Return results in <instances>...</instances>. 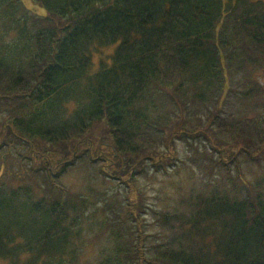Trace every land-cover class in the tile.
<instances>
[{"label":"trees","instance_id":"16d2710c","mask_svg":"<svg viewBox=\"0 0 264 264\" xmlns=\"http://www.w3.org/2000/svg\"><path fill=\"white\" fill-rule=\"evenodd\" d=\"M33 1L46 13L0 0V260L264 264V134L245 129L261 120L212 119L217 127L208 129L179 118L202 104L224 117L225 91L261 107L264 89L235 73L264 61V0ZM111 45L93 69L94 54ZM176 142L195 154L180 157ZM203 160L227 174L228 188L210 178L211 191L177 199L186 190L171 180L177 207L152 208L160 229L148 235L139 217L149 203L124 199L120 212L108 205L118 214L107 227L116 244L92 245L98 254L86 257L87 235L106 224L91 211L88 187L63 185L71 170L93 169L128 199L140 178L171 179Z\"/></svg>","mask_w":264,"mask_h":264},{"label":"rangeland","instance_id":"374dc122","mask_svg":"<svg viewBox=\"0 0 264 264\" xmlns=\"http://www.w3.org/2000/svg\"><path fill=\"white\" fill-rule=\"evenodd\" d=\"M26 6L33 11L39 13V14H45L46 10L40 7L38 4H36L33 0H23ZM115 45H111L110 47H103L100 51L101 53L94 54L93 57V69L96 68L99 64V61L107 59L111 53L114 52ZM109 61V59H108ZM236 78L241 79L243 75H246L248 77V80L251 81V84H255L256 86H260L264 89V61H261L258 65H245L243 70H236ZM260 83V84H259ZM254 87V86H253ZM230 92H232V88L230 89ZM260 93L261 92H256ZM235 94V93H234ZM223 101L227 99L225 103V109L228 111V114H224L222 112H218L217 107H214L213 103H210V107L214 110H216L215 114H223L224 117L217 118L214 116V114H209L204 111V108L206 109V105L202 104V106H192L189 111L185 110L182 115H180L179 118H182L185 116L186 122L187 121H193L195 122V128L201 127L199 124L203 123L204 128L216 126V124H213L211 122L212 119L217 120L219 122L225 123L226 125L231 124L230 121H237L238 123H244L246 126L248 125V121H255V120H261V123L256 125L255 127L252 125H249L246 127V130L251 129V134L258 129V131L263 132L264 134V101L261 102V107L255 108L252 107L253 99L249 100H237L236 98H233L230 96L228 91H225L223 95L221 96ZM261 96L260 98H262ZM264 100V98H263ZM167 110H172L171 107L167 106ZM234 113V114H232ZM174 119V118H173ZM175 120V119H174ZM210 124V125H209ZM235 125V124H233ZM224 134H227L226 132H223ZM220 134V137L222 139V142L225 143V146H229V148H235L238 145L239 140L231 138L228 140L226 135ZM229 136V135H228ZM230 137V136H229ZM202 149V147H200ZM202 154H207V152H202ZM186 145L183 142H176L174 144V151L180 156L185 157V155L188 154H195L194 151H187ZM202 154H197V156L205 158ZM184 170L182 172H179L178 175L174 176L173 178L169 179L164 177L161 174H149L145 177L140 178L137 182H134V189L130 193L129 198L127 199L125 196V187L121 185V187L118 186L116 182H112L108 180L107 178H100L98 174L94 172L93 169H79L75 168L71 170L67 175H65L62 183L65 185L70 192L75 193L77 191H84L86 187L92 192L93 196L92 199L94 201H97L95 206L92 208V212H94V215L97 216L98 222L100 224L105 223L106 228L103 231H98L95 234L90 232L87 235L88 239V248H87V255L86 257L88 259H92L94 261V257L98 254V249L93 251L92 245L101 246V245H107V247H111L114 244H116V241L113 237H111L108 234L109 229L107 228L111 222L116 220L117 213H111V211L108 209V205L113 208V210L121 211L122 209V203L123 200L126 199V201H130L132 206L135 205L136 207L143 206V203L151 205L149 208V211L147 214H144L143 216L139 217L144 225V229L146 231V234L148 235L151 231H158L160 229L158 225L154 224L153 218L154 215L152 214L151 209L152 208H158V209H173L177 207L176 202L178 201L180 197H188L192 194H196L198 192H209L211 191V179L215 181V183L219 184L223 188H225V185L227 184L228 188V180H227V174H225L222 170L216 169L215 167L208 166L207 161H202L201 164H186L184 165ZM243 168L246 171V177L247 179H252L251 175H249V171L246 168V166H243ZM173 181L178 183L180 186H183L186 191V194L179 195V197L176 200H173L171 198V195L178 196L176 194V188L172 187L173 184H170V181ZM88 185V186H87ZM86 186V187H85ZM198 187V189L194 187ZM189 189L193 190L190 194ZM115 190H122V194H116L113 193ZM110 192L109 196H104L106 193ZM189 196V197H190ZM143 202V203H142ZM147 202V203H146ZM107 209L109 211H107ZM153 216V218H152ZM155 219V218H154ZM106 221V222H105ZM109 222V224H108ZM127 227L122 233V241H129L131 237V231H129V226L126 223ZM99 226V225H97ZM118 228L117 225H114ZM110 238V241L106 240V238ZM95 244L92 242L95 241ZM133 240V239H132ZM118 242V241H117ZM0 264H8L7 261L1 259Z\"/></svg>","mask_w":264,"mask_h":264}]
</instances>
